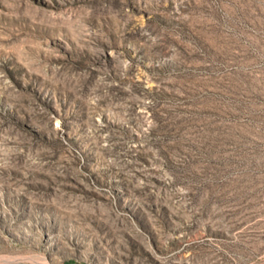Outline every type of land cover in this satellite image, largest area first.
Returning <instances> with one entry per match:
<instances>
[{
  "label": "rangeland",
  "instance_id": "rangeland-1",
  "mask_svg": "<svg viewBox=\"0 0 264 264\" xmlns=\"http://www.w3.org/2000/svg\"><path fill=\"white\" fill-rule=\"evenodd\" d=\"M0 264H264V0H0Z\"/></svg>",
  "mask_w": 264,
  "mask_h": 264
}]
</instances>
